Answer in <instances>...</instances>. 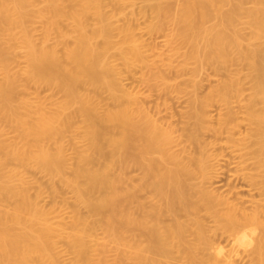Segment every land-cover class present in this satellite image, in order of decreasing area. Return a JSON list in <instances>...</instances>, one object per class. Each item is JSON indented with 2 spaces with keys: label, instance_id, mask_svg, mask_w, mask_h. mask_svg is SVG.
I'll list each match as a JSON object with an SVG mask.
<instances>
[{
  "label": "bare ground",
  "instance_id": "1",
  "mask_svg": "<svg viewBox=\"0 0 264 264\" xmlns=\"http://www.w3.org/2000/svg\"><path fill=\"white\" fill-rule=\"evenodd\" d=\"M134 68L148 90L186 96L182 135L122 82ZM203 77L213 85L201 94ZM212 102L225 109L218 126ZM234 103L248 126L238 137ZM204 132L237 153L258 191L239 199L250 208L205 186L223 170ZM61 190L71 219L55 223L40 200L54 205ZM200 212L233 236L229 253ZM239 248L264 264V0H0V264H234Z\"/></svg>",
  "mask_w": 264,
  "mask_h": 264
},
{
  "label": "rangeland",
  "instance_id": "2",
  "mask_svg": "<svg viewBox=\"0 0 264 264\" xmlns=\"http://www.w3.org/2000/svg\"><path fill=\"white\" fill-rule=\"evenodd\" d=\"M140 6L139 3L135 4L134 8H124L125 13H130L131 10L133 9L136 13L138 11V7ZM135 23L134 26L137 27L136 31L139 34V36H141V38L144 40L145 45H150V46H154L156 45V50L159 51L161 50V48L163 47V37L161 36V34L159 35H155V42L149 39V35L147 34L146 30H145V25H144V18L142 17H138V20L133 22ZM37 33H39L37 31ZM150 42V43H149ZM152 44V45H151ZM207 72H211L209 69L206 70ZM140 68H134L132 72L129 73H123L122 74V82L126 85V87L133 92H138L140 93L141 97L140 100H142L144 106L148 107V110H150L149 112L151 113L152 110V114H156V116L159 115L158 118H160L162 121L166 122V121H172L173 123H175V129L177 131H181V133H175L176 136L178 135H182L184 132L183 129H185L186 127H188L189 125L187 123H185L184 118L186 117L187 114V104H186V96H184L183 94H178L176 92H171L169 94H165L159 91H155V90H148V88L141 82L140 80ZM206 72V73H207ZM244 72V71H243ZM210 76H212V72L209 73ZM175 76L174 79L176 80H181L182 76L180 77V75L178 74H171L168 73V77L170 79H173L170 76ZM202 84L201 87H203L200 91L199 88V93L204 94L205 91H207V88L210 87L211 85H213L212 81L209 82L207 81L204 77L202 78ZM244 94H246L248 91V85L245 82L244 83ZM44 89V88H43ZM39 90V96L40 97H48V95H51L52 92H50L47 88H45L44 90ZM47 89V90H46ZM202 91H204L202 93ZM162 93V94H161ZM105 95H102L101 98L104 99ZM55 97H58L57 95H55ZM106 97V96H105ZM101 99V100H102ZM106 99V98H105ZM102 100L103 102L105 101ZM167 101L169 103V107H171L169 110L172 111L173 115L172 117H170L171 115H169L170 113L167 112L168 110L165 109L166 107L163 105L164 101ZM234 109L236 112V117H237V127L235 128V133H236V137L240 136L239 133H243L246 131L247 129V123L244 120V105L242 103H234ZM186 108V109H185ZM166 110V111H165ZM155 113H154V112ZM225 109L223 108V106H221L218 102H212L211 106L208 108V114L210 116H212V122L215 126H218V122L220 120V116L222 114H224ZM158 114V115H157ZM172 119V120H171ZM186 119V118H185ZM184 121V124L183 122ZM187 124V125H186ZM181 128V129H180ZM178 134V135H177ZM225 135H215L212 134L211 132H204L201 135V142L203 143H207L206 145L212 144L208 146V151L211 152L212 154H214L215 156L217 155L216 159H219L217 161H219L218 163H216V160H213L211 162V166L214 169V171L216 170L215 168H219L220 171V167H221V171L220 174L218 173L216 177H214V179L212 180V182H208L205 183V186L208 187L209 189H211L212 191H214L216 194L221 195L225 198H227L228 200L234 202H238L240 205L241 200L244 199V201L246 200H251L252 199H258V191L255 189H252L246 182V180L243 179V177L241 176V171L239 170V168L237 167V162H238V155L237 153L234 151H231V149L227 148L225 146ZM215 144V145H214ZM190 146L193 145H189L187 144L188 148H191ZM196 149H198L197 147L193 149V147L191 148V151H196ZM217 164V165H216ZM220 165V166H219ZM251 166L249 165L248 168H250ZM218 171V170H216ZM218 171V172H219ZM240 171V172H239ZM139 171L136 172L132 171L131 172V176L133 177V179L137 178L139 176ZM138 174V175H137ZM239 174V175H238ZM29 177H33V178H37L39 180H41V182L43 181V183H45V179L42 178V176L36 172H31L29 174ZM131 177V179H132ZM242 177V178H241ZM132 179V180H133ZM134 179V180H135ZM61 193L63 195L62 199H58L57 202L52 205L51 201L49 199V197L46 194H43L41 196V204L45 205L48 208H51V213H50V217L52 219L53 222L55 223H61V222H68L71 219V204H72V197L71 194L66 191V190H61ZM141 193V194H140ZM139 196L141 197H145L146 196V192H140ZM242 198V199H241ZM233 199V200H232ZM241 199V200H239ZM234 202V203H235ZM243 202V201H242ZM237 204V203H236ZM242 204V203H241ZM238 205V204H237ZM244 207L250 208L251 204H249L248 202H243L242 204ZM240 205V206H242ZM242 206V207H243ZM200 218L203 219V222L205 223V225H207L208 231H207V235L211 238L212 241V247H222L225 253H229V251L232 249V245H233V236H228L226 234H221L220 231H214L215 233H213L212 229L214 227V221L212 218H210L208 215H206L204 212H200ZM163 217L164 221H168L169 217L167 218ZM219 232V233H218ZM97 238L101 237V232L100 230L97 231L96 233ZM100 240V239H99ZM58 250L61 253V258L67 262L70 258V255L64 251L63 246L61 243L58 244ZM207 255L214 257V250L213 248L207 250L205 252ZM182 258L179 254H174L172 261L176 262L178 264L182 263ZM233 262L234 264H254L250 254H249V249H244V248H239L238 249V253L236 256H233Z\"/></svg>",
  "mask_w": 264,
  "mask_h": 264
}]
</instances>
